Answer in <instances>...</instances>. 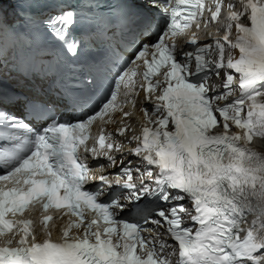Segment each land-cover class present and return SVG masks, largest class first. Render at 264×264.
<instances>
[{
	"label": "snow or ice",
	"instance_id": "1",
	"mask_svg": "<svg viewBox=\"0 0 264 264\" xmlns=\"http://www.w3.org/2000/svg\"><path fill=\"white\" fill-rule=\"evenodd\" d=\"M15 2L28 39L19 40L9 25L12 44H21L28 60L20 57L13 65L23 73L26 83L17 84L24 91L5 89L0 81V237H9L0 246V264H169L162 253L172 245L149 238L147 225L166 226L177 264H264V235L251 229L239 235L247 214L264 220V153L249 147L254 136L264 137V103L258 99L264 96V0H244L241 11L224 0ZM223 7L230 11L224 35L214 39L217 60L207 58L213 46L195 33L178 41L193 24L201 27L206 10L216 22ZM242 17L250 25L240 23ZM5 20L0 0V25ZM116 46L128 51L113 68L96 54L103 47L117 55ZM226 47L238 49L239 57L225 60ZM222 71L220 90L208 80ZM105 81L108 92L101 96ZM235 88L239 95L230 100ZM138 89L145 123L127 139L136 142L129 151L143 172L131 160L117 162L113 152L123 145L103 131L117 112L122 125L115 134L132 130L123 105L135 106L131 98ZM153 99L155 120L146 106ZM58 105L71 118L58 115ZM97 122L103 124L94 137ZM233 125L243 133H230ZM100 158L120 169L113 179ZM37 206L47 213L40 221L43 239L31 218H19ZM184 215L195 227L185 225ZM63 216L67 226L53 240L49 222ZM73 229L82 232L73 237Z\"/></svg>",
	"mask_w": 264,
	"mask_h": 264
},
{
	"label": "bare ground",
	"instance_id": "2",
	"mask_svg": "<svg viewBox=\"0 0 264 264\" xmlns=\"http://www.w3.org/2000/svg\"><path fill=\"white\" fill-rule=\"evenodd\" d=\"M262 141H263V140L259 141V143H260V142H262ZM262 149H264V148H262ZM106 172H107L108 174H109V173H111V171H110V170H107ZM110 178H111V179H113V177H112V175H111V174H110Z\"/></svg>",
	"mask_w": 264,
	"mask_h": 264
},
{
	"label": "rangeland",
	"instance_id": "3",
	"mask_svg": "<svg viewBox=\"0 0 264 264\" xmlns=\"http://www.w3.org/2000/svg\"><path fill=\"white\" fill-rule=\"evenodd\" d=\"M259 145H260L261 148H264V141L260 142Z\"/></svg>",
	"mask_w": 264,
	"mask_h": 264
}]
</instances>
